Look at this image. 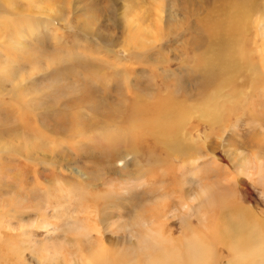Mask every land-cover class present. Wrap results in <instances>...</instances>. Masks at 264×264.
<instances>
[{
  "label": "rangeland",
  "instance_id": "obj_1",
  "mask_svg": "<svg viewBox=\"0 0 264 264\" xmlns=\"http://www.w3.org/2000/svg\"><path fill=\"white\" fill-rule=\"evenodd\" d=\"M238 4L248 69L213 93L205 30ZM1 32L23 53L0 50V264H152L172 246L185 256L190 237L211 264L256 262L234 258L247 228L227 215L264 222V0H9ZM155 92L196 104L182 110L189 153L132 114Z\"/></svg>",
  "mask_w": 264,
  "mask_h": 264
},
{
  "label": "bare ground",
  "instance_id": "obj_2",
  "mask_svg": "<svg viewBox=\"0 0 264 264\" xmlns=\"http://www.w3.org/2000/svg\"><path fill=\"white\" fill-rule=\"evenodd\" d=\"M7 3H9V0H0V7L6 6ZM244 5H236L232 12L230 9L225 8L226 6H228V4L225 7L222 6L218 8L212 14L216 19L213 21L209 19L212 22H209V26L206 27L207 29L205 31H208L207 33L209 35V48L207 51H205L204 55L201 56V59L199 60L201 62H199V67L203 68L204 71L201 72L203 73L201 77L205 78L206 76V78L209 79L208 81H213V85L211 84V87L209 88L211 91H213V93H216L215 91L220 90L221 87H231L233 81H235V78L240 74L241 76H244L243 71L245 72V69H248L247 65L249 63L244 56V51L242 52L241 46V44H243L241 34L248 29V26L246 25V30H244L241 29L239 25L242 23L240 22V17H246V15L249 14V10L251 9H249V7L247 8ZM244 23L245 21L243 20V24ZM35 24L36 25L31 27L32 32H35L38 29V25L45 26V24L39 22H36ZM205 36H207V34ZM18 46L19 45L8 49V46L4 45V47L7 49L6 51L8 54H17V56L23 53L21 50L19 51ZM217 48L218 51L215 52L214 50ZM211 67L212 70L209 73L213 75V78L210 79V77H207L209 73L208 75L205 74H207V68ZM155 88L157 89V86ZM160 88L164 90L163 88H165V86L162 84ZM6 92L10 96L16 94V90H14L13 88ZM136 96L140 97L138 94ZM163 97H159L158 92H155L156 100L153 104H149L147 101L145 102L140 98H136L135 104L132 106V114H138V116L142 115L144 117H148L146 119V122H143L142 126L140 125V127H142L141 129H144L147 132L149 131L153 138H155V141L160 142V144H163L165 142L164 145L167 146L166 149H168L170 145H173L174 153L185 155V153L190 152V149L186 146L183 147V145L179 142L180 136L182 134V128L187 118V114L183 113L182 110L185 109V106L195 107L196 104L187 105V102L181 101H178L177 103V101L169 98L168 96H165L164 98ZM202 98L203 101L209 98L208 89L205 87L204 95ZM203 101L201 100L200 102ZM198 108L200 112L208 114L209 118L211 117L208 111L209 109L207 110L203 105H198ZM173 134L174 136L172 137ZM254 166L256 167L257 172H261L262 170H264V164L262 162H258L257 159L255 160ZM262 183L264 185L263 178ZM204 192L206 193L207 191L204 190ZM231 199L232 198L229 195L227 203H229ZM230 214L231 217L230 215H227L228 218L241 223L247 228V233L245 232L244 236H240V243H235L236 245H233L231 247L230 243L227 245V243L225 242L235 255L234 258H238L239 255V257H241L240 259H242L243 257L240 253L249 251L252 252V258H255L256 262H254V264H264V222L260 220V218H257L253 211L247 208L240 209L237 207L236 212ZM153 216L155 215L152 214V217ZM156 231L157 230H155V232ZM239 235L237 237H239ZM193 236L199 237V234ZM187 241V251L185 253V256L181 257L180 255L176 257L177 250L172 246L171 250H169L170 253H162L158 255L152 262V264H211V252L206 240H204L203 238H194V240L191 241L190 237L189 239H187ZM170 259H173L174 262L170 263ZM94 264H103V261L97 260L94 262Z\"/></svg>",
  "mask_w": 264,
  "mask_h": 264
},
{
  "label": "crops",
  "instance_id": "obj_3",
  "mask_svg": "<svg viewBox=\"0 0 264 264\" xmlns=\"http://www.w3.org/2000/svg\"><path fill=\"white\" fill-rule=\"evenodd\" d=\"M47 34L48 33H46V35ZM19 38H20L19 37V33L18 34H14V36H12V34L6 33V32H5V35H2V32H1V34H0V50H4L5 51L4 52V57L5 58L11 57V56L7 53V51H6L7 49L4 47V45L5 46L7 45L9 48H12V47H15V46L19 45L18 49H19V51L20 50L22 51L21 38L20 39ZM10 45H12V46H10ZM13 55L14 54H12V56ZM18 56L21 58L20 55H18Z\"/></svg>",
  "mask_w": 264,
  "mask_h": 264
}]
</instances>
